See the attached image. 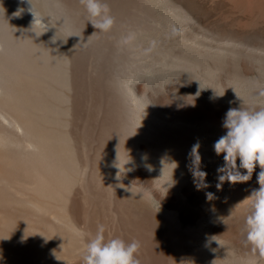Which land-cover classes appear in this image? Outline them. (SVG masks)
<instances>
[{"label": "bare ground", "instance_id": "obj_1", "mask_svg": "<svg viewBox=\"0 0 264 264\" xmlns=\"http://www.w3.org/2000/svg\"><path fill=\"white\" fill-rule=\"evenodd\" d=\"M224 1L251 26L264 18V0ZM103 2L115 25L93 35L79 0H0V264H84L98 225L106 239L139 241L141 264H222L204 247L224 202L241 201L240 183L217 188L225 161L213 145L225 132L189 108L173 115L144 88L195 75L233 98L220 79L229 58L249 74L262 67L244 50L264 57V47L206 28L187 2Z\"/></svg>", "mask_w": 264, "mask_h": 264}, {"label": "rangeland", "instance_id": "obj_2", "mask_svg": "<svg viewBox=\"0 0 264 264\" xmlns=\"http://www.w3.org/2000/svg\"><path fill=\"white\" fill-rule=\"evenodd\" d=\"M174 1H178L177 3L187 2L185 3L186 5L190 6L191 8L193 7L194 9H192L194 10L195 16L202 25H205L206 28H213L215 32L226 31L227 35L232 38L238 37L237 39H244L245 44L252 46L257 44L258 46L264 47V18H262V20H258V23L255 22L257 25L254 23L251 26L248 23L249 21H247L248 17L246 15L241 16L243 14H238L239 12L235 11V9H233L229 3L224 0ZM228 7L231 10H229ZM233 10L234 12H232ZM242 18L244 21L243 23L241 22ZM237 21H239V23L241 22L242 24L240 23L239 25ZM261 21H263V23H261ZM245 22L247 24H245ZM246 25L247 28L245 27ZM237 26L246 29L243 30L242 28H237ZM250 26L252 28H250ZM246 30H248V32ZM246 53V50H244V55L242 56L244 61L249 60L248 62L261 65L262 68H254V72L251 71L249 74H245L241 72V69L239 71L233 65L238 63L236 57L234 58V56H231L229 58V64L232 65L230 71L222 72L220 74V79L222 80L225 87H229L227 90L233 93V98L220 99L219 97L215 96L217 85L209 87L195 75H167V73H163L161 75L157 74L158 76H155L153 81L149 82L144 90L153 101H159L160 107L165 108L166 110L169 109L173 115H185V110H194L196 118L199 120H209L212 122L213 126L211 129L213 135H220L225 132V129L222 127V122L229 108L244 107L246 109H259L264 107V98L259 97V91L264 89V57L258 56V54L255 55V53H252V55L249 56L251 53ZM255 57H259L258 60ZM232 70L234 73H232ZM231 78H234V81L237 79V81L233 83V79ZM227 82H229V85H227ZM236 82L237 84H235ZM140 83L141 82H137V84ZM244 84H246V86H241ZM255 84L257 86H255ZM237 85L239 86L238 88ZM241 95L243 99L241 98ZM256 96H258L260 99H258V97L255 99ZM260 172L261 168L259 165H257L250 180L240 183V203H236L234 200L224 202V205L227 206L226 212L224 215L221 214L222 216L220 217L219 222H217L216 225H214L211 229L212 232H214L212 243H209L207 247H204V249L209 252V255H212V258L216 263L227 264L231 262L233 264H238L237 259H240L241 264H253L252 260L254 259V264H264V258H260L258 254L253 253L251 246H245L243 243L246 237L245 221L247 216L252 211L253 203L251 199H246L252 195L253 190H258L260 188L258 183V176ZM195 173L196 172H194V175ZM241 174L247 175V171L241 168ZM197 175H199L198 172ZM221 204L223 205V203ZM190 213L191 212L189 211H182V217L187 219ZM197 218H199V215H197ZM184 230L185 229H182V231Z\"/></svg>", "mask_w": 264, "mask_h": 264}, {"label": "clouds", "instance_id": "obj_3", "mask_svg": "<svg viewBox=\"0 0 264 264\" xmlns=\"http://www.w3.org/2000/svg\"><path fill=\"white\" fill-rule=\"evenodd\" d=\"M87 13L88 24L97 32L103 34L110 32L115 25V18L111 14L109 5L103 0H79ZM259 97H264V89L259 91ZM225 134L221 135L213 145L216 155L223 156L225 164L217 169V188L227 181L232 184L247 182L257 165L261 172L258 176L260 188L253 190L251 199L252 211L245 221L246 237L245 246H251L253 253L264 258V107L259 109L229 108L222 122ZM200 145L197 142L192 147L191 155L198 156ZM200 158V157H199ZM247 171L242 175L237 169ZM201 177V185L204 184L207 173L198 171ZM197 176V172L195 173ZM200 185H198V188ZM209 200L214 198V193L208 192ZM105 228L98 225L95 235L86 243V251L83 256L84 264H141L138 258L140 249L139 241L125 240L113 237H105Z\"/></svg>", "mask_w": 264, "mask_h": 264}]
</instances>
